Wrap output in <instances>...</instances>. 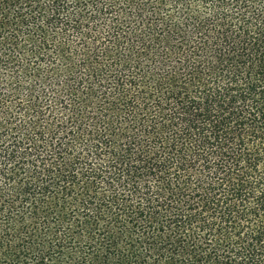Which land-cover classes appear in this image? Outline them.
<instances>
[{"label": "trees", "instance_id": "trees-1", "mask_svg": "<svg viewBox=\"0 0 264 264\" xmlns=\"http://www.w3.org/2000/svg\"><path fill=\"white\" fill-rule=\"evenodd\" d=\"M0 264H264V0H0Z\"/></svg>", "mask_w": 264, "mask_h": 264}]
</instances>
